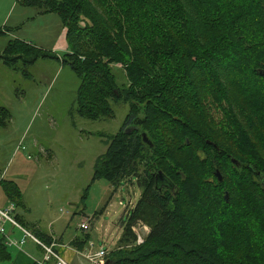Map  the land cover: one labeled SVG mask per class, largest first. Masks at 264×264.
<instances>
[{
    "label": "trees",
    "instance_id": "1",
    "mask_svg": "<svg viewBox=\"0 0 264 264\" xmlns=\"http://www.w3.org/2000/svg\"><path fill=\"white\" fill-rule=\"evenodd\" d=\"M25 2L59 15L67 51L14 38L3 62L67 64L82 116L111 117V101L129 106L92 174L115 186L134 178L141 188L108 264H264V0ZM158 170L173 188L155 186ZM0 184L21 204L13 180ZM138 222L149 228L140 244ZM9 258L0 236V260Z\"/></svg>",
    "mask_w": 264,
    "mask_h": 264
},
{
    "label": "rangeland",
    "instance_id": "2",
    "mask_svg": "<svg viewBox=\"0 0 264 264\" xmlns=\"http://www.w3.org/2000/svg\"><path fill=\"white\" fill-rule=\"evenodd\" d=\"M0 27L7 29L0 34L2 52L14 38L51 50L64 26L54 11H42L25 0H0ZM113 71L119 83L125 79L120 63L113 64ZM78 84L74 71L55 57L39 56L18 67L0 57V106L8 113L0 115V180L16 183L22 203L16 211L25 221L53 231L60 244L88 233L96 246L112 247L113 240L116 247L141 188L134 178L115 186L104 177L92 180V174L129 106L111 101V117L82 116L75 110ZM1 186L0 205L6 202ZM87 216L91 226L83 232L77 225ZM138 231L144 232L140 226ZM8 248L11 258L0 264H10L16 256V248Z\"/></svg>",
    "mask_w": 264,
    "mask_h": 264
},
{
    "label": "built area",
    "instance_id": "3",
    "mask_svg": "<svg viewBox=\"0 0 264 264\" xmlns=\"http://www.w3.org/2000/svg\"><path fill=\"white\" fill-rule=\"evenodd\" d=\"M16 205L12 201H6L4 206H0V236L3 238V244L6 247H14L23 249V246L28 241H32L41 251L42 257L37 260V264H71L57 251V242L52 239L49 242L35 235L30 229L21 224L16 218ZM91 217L87 216L78 223V228L86 232L90 228ZM144 232L140 234L138 227ZM9 227L11 230H9ZM132 230L136 234V244L143 242L145 235L148 233V226L142 223H137L132 226ZM15 231L19 236L15 237ZM86 261L84 264H108L109 249L105 245H95L91 241L87 242L86 247L82 250H77Z\"/></svg>",
    "mask_w": 264,
    "mask_h": 264
},
{
    "label": "crops",
    "instance_id": "4",
    "mask_svg": "<svg viewBox=\"0 0 264 264\" xmlns=\"http://www.w3.org/2000/svg\"><path fill=\"white\" fill-rule=\"evenodd\" d=\"M64 34H65V27H62V36H64ZM62 36L59 38V40L56 39L55 42L53 43L52 47H51V50H53L54 53H56L58 56H60L61 53L67 51V44H66L64 38H62ZM3 193H4V191H3ZM4 196H5V193H4ZM5 199H6V201H9L6 198V196H5ZM5 203L6 202H4L0 206H4ZM21 204H19L18 206H20ZM15 215H17V217L21 220V222H20L21 224H23L25 227L30 229L38 237H46V238L50 237V240L54 239L57 242V244H58L57 247H56L57 251L68 262H70L71 264H83V261H84L83 258L81 257V255L76 253V249L77 250H81V249L77 248L73 242H74L75 238H77L79 240L80 239H84L85 235L83 237H81V238L75 236L74 238H72L70 240V242H68L69 244H60L58 239H57V237L54 236L53 231H49V232L42 231L36 225L29 224L28 222L25 221V219L22 217V215L20 213H18L17 211H16ZM9 230H11L10 227H9ZM120 235H118L116 237L117 241H118V238L120 237ZM17 236H18V234H17ZM91 239L92 238L88 236L83 248L87 245V242L90 241ZM114 243H115V241L112 240L111 241L112 247H108L109 251L111 249L115 248V247H113ZM25 245H27L26 248H25L26 250L15 249L17 251V253H16V256H14V258L10 261L11 262L10 264H37L36 261L41 259L42 251L32 241H28L27 243H25ZM101 245H104V244H101ZM7 251L10 253L8 247H7ZM20 254H22L23 256H21ZM10 258H11V253H10ZM9 259L0 260V262L7 261Z\"/></svg>",
    "mask_w": 264,
    "mask_h": 264
},
{
    "label": "water",
    "instance_id": "5",
    "mask_svg": "<svg viewBox=\"0 0 264 264\" xmlns=\"http://www.w3.org/2000/svg\"><path fill=\"white\" fill-rule=\"evenodd\" d=\"M142 139L146 142L151 143V141L149 140V138L146 135V132L142 131ZM232 161L236 162V159L232 157ZM216 174L218 176V178H221V174L219 172V170H216ZM155 175V186L160 188L162 184H167L169 185L171 188H173L175 185L174 183L171 181V179L166 176L162 170H158L154 173ZM227 195V193L225 192V196Z\"/></svg>",
    "mask_w": 264,
    "mask_h": 264
}]
</instances>
